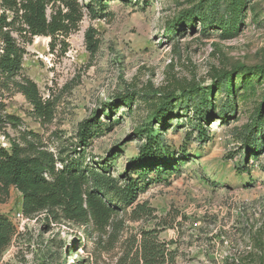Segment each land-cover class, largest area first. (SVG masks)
Instances as JSON below:
<instances>
[{"label": "rangeland", "instance_id": "rangeland-1", "mask_svg": "<svg viewBox=\"0 0 264 264\" xmlns=\"http://www.w3.org/2000/svg\"><path fill=\"white\" fill-rule=\"evenodd\" d=\"M76 1L79 8L90 2ZM247 1L241 31L231 39H222L219 29L205 32L199 20L195 30L177 25L204 0H113L101 18L83 8L78 28L68 38L58 37L54 46L50 37L32 43L17 38L26 54L16 80L35 82L54 111L52 119L39 117L0 79L4 114L14 118L0 133V143L11 151L14 142L25 147V140L31 141L57 159H81L98 170L117 151L109 174L121 184L128 173L137 178L133 168L147 143L135 130L150 123L151 105L170 93L186 99L184 88H211L218 73L264 66V0ZM90 29L100 42L95 56L87 46ZM243 82L242 76L235 78V89ZM126 92L138 94L132 113L115 107ZM235 93V112L225 121L204 124L208 140L192 120V105L176 111L164 134L165 150L175 154L165 159L168 173L152 172L137 203L116 214L103 231L47 213L26 219L22 195L11 188L9 197L1 198L0 213L12 221L16 235L0 264H118L136 249L142 230L158 231L175 253L173 264H264V130L253 127L263 144L257 152L237 139L259 112L264 115V83L256 95L248 88ZM215 96L217 112L227 99L233 102L232 94ZM109 105H114L111 119L104 113ZM94 116L100 130L88 147H78L81 124ZM138 206L153 214L133 213Z\"/></svg>", "mask_w": 264, "mask_h": 264}, {"label": "trees", "instance_id": "trees-1", "mask_svg": "<svg viewBox=\"0 0 264 264\" xmlns=\"http://www.w3.org/2000/svg\"><path fill=\"white\" fill-rule=\"evenodd\" d=\"M110 1L113 0H90L79 8L76 0H0V79L4 88H16L39 117L52 119L54 110L50 102L43 101L37 84L26 77L16 80L21 75L26 54V49L19 44L17 38L32 43L37 37H50L54 46L58 37L68 38L78 28L84 14L83 8L88 10L92 18H101L108 10ZM247 3V0H204L192 12L183 15L177 25L195 30L196 21L199 20L205 32L219 29L222 39H231L241 31ZM49 10H52L50 16ZM96 36L94 29L86 34L88 50L92 56L96 55L100 45ZM239 76H242L244 82L241 88L235 89L234 80ZM263 83L264 66L235 68L214 76L211 88H184L186 99L170 93L151 105L148 108V112L152 114L150 123H141L135 130V135L145 139L147 143L140 159L135 161V164H139L133 168L138 177L134 178L128 173L124 176L123 184L109 174L112 167L109 164L116 159L117 151L112 152L102 170H98L85 166L81 159L69 162L57 159L53 153L31 141L25 140V147L14 142L11 151L0 143V201L2 197H9L11 188H15L22 195V214L26 219H34L47 213L48 218L63 217L79 226L88 228L93 225L97 230L103 231L111 225L116 214L137 203L140 193L149 185L152 172L159 176L168 173L165 159L167 156L172 159L175 154L165 150L164 134L171 127L176 114L179 115L177 110L184 105H192V120L197 123L200 137L208 140L210 136L204 124L213 119L225 121L235 112V91L248 88L256 95ZM222 92L229 97L232 94L233 102L227 99L217 112L219 106L216 105L215 93ZM137 95V92L119 95L115 101L116 109L122 106L128 109V113H132ZM4 112L5 105L0 99V133L7 123L14 120ZM113 112L114 105L104 109L109 119ZM254 121L238 134L237 139L246 140L257 152L263 144L253 127L256 125L264 130L263 113L259 112ZM100 124L97 116L81 124L77 136L78 147L86 148L90 145L91 139L100 130ZM254 159L257 157H252ZM58 162L62 163L60 169L57 168ZM142 183H145V188ZM137 211L140 215L153 214L145 206H138L133 213ZM15 235L16 228L12 221L0 213V259ZM135 246L136 249L125 253L118 264H173L175 261V253L159 239L157 230H142L141 239Z\"/></svg>", "mask_w": 264, "mask_h": 264}]
</instances>
